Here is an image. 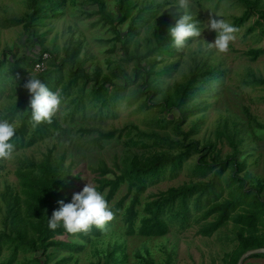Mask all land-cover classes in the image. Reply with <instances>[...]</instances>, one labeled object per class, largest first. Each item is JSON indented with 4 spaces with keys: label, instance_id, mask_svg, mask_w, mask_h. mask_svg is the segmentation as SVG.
<instances>
[{
    "label": "trees",
    "instance_id": "trees-1",
    "mask_svg": "<svg viewBox=\"0 0 264 264\" xmlns=\"http://www.w3.org/2000/svg\"><path fill=\"white\" fill-rule=\"evenodd\" d=\"M203 1L216 5L222 0ZM235 1L243 4L244 8L238 16H232L230 23L237 27L255 14L256 18L246 31H251L256 26L259 33L264 36V2ZM64 2L65 0H24L25 10L20 16L3 20L6 27L21 25L26 35L24 43L28 46L25 52L10 53L9 57L5 54L0 58V120L7 119L12 123L18 117L20 119L16 135L10 141L15 145V151L58 134L61 130V123L56 116L53 117L51 124L40 123L33 126L31 110L28 107L29 93L23 88L28 75L35 76L49 90L60 94L61 101L68 107L62 114L63 121L73 120L74 115L78 113L96 115L98 119L114 116L115 106L120 102L127 105L136 104L139 108L157 107V113L163 111L167 113L168 108L172 107L177 111L176 116L153 115L149 123L154 125L155 129L153 127L140 130L132 126V133L126 140V143L131 142L142 147H157L160 152L149 155L143 162L138 161L132 153L127 154L121 166L108 168L100 162L93 169L97 175L94 187L99 192L105 189L104 197L107 202L121 184L126 186L125 193L109 206L115 216H120L124 233H137L145 237L162 236L170 224L184 228L190 221L194 223L201 221L198 233L209 236L227 221H231L236 228L234 235L236 245L229 255L228 264H235L238 256L247 249L264 247V198L258 196L251 188H245L243 185L245 179L236 175L244 165L237 159L238 150L235 145L240 139L234 142V137L224 132L222 135L231 144L232 152L223 159H218L213 143L205 141L199 144L193 140L185 142L189 134L196 129L195 123L186 130L180 127V123L185 121L186 117L202 109V105L198 106L191 100L212 92L215 86L221 83L224 70L216 64L207 62L206 58L201 60L190 57L191 64L187 66L181 79L169 86L162 80V75L171 72L178 61L155 68L157 60L150 58L152 53L172 55L177 50L173 46L172 38L167 34L168 28L174 26L176 19L169 23V20H165L159 13L164 3H171L172 0H114L113 13L106 10L105 0H78L79 5H93L94 8H83L78 12L86 17L95 15L92 25H107L113 39L118 42L120 61L131 63L128 71L124 69L122 62L110 63L108 71L104 74L99 69L91 71L84 69L82 58L77 56L78 44L70 50L66 44L61 48L55 44L47 48L43 43V33H37L35 26L42 25L59 15ZM193 18L197 24V18L195 16ZM143 24L146 29L144 35L146 47L140 52L134 37L138 35ZM116 25H124V28L117 29ZM148 29H151L150 32ZM147 33L153 38L150 43H148L150 36ZM35 46L38 49H33ZM59 52L62 53L61 56ZM43 53H46V57L42 59L43 68L33 70L34 64L41 61ZM262 53L264 44L243 52L249 60H255ZM248 83L261 85L264 84V79L255 78L248 80ZM7 85L9 92L3 94ZM158 93H161L160 98H156ZM1 97H4L3 101ZM122 131L116 128L102 129L98 126L75 128L77 134L89 135V144L96 148H101L111 139H119ZM169 131L175 137L171 136ZM236 132L234 128L233 133ZM216 133L218 134V129ZM192 154L197 155L196 162L191 168L192 173L204 176L211 172L209 180L192 181L170 187L141 205L139 197L146 187L165 176H173ZM206 156L210 161L205 159ZM62 161L63 156L53 157L50 149L38 160L16 159L18 168L29 170L25 176L26 190L23 199L25 210L20 211L18 204L22 200L9 184H5L0 191L4 209L0 229V256L3 249H6L7 253L0 257V264H12L17 254L35 251L39 253L31 256L29 262L44 264L48 257L46 251L48 247L63 248L70 255L80 251L84 243L101 235L102 230L95 226L88 233L76 234L67 233L63 227L55 231L48 228V218L59 207L57 202L61 200L64 203L71 202L69 197L72 179L68 177V168L63 166ZM227 166L235 175H231L226 181V186L230 188L227 196L220 199L222 191L220 175ZM108 173L110 176H107ZM21 212L24 214L23 225L20 223ZM58 235L67 238L59 240L55 238ZM115 251L114 247L106 248L102 257L94 264H120L121 261L118 262L119 259L114 255ZM69 255L54 264L63 263ZM255 256L263 257V254L255 253L246 258ZM143 264L152 262L144 259Z\"/></svg>",
    "mask_w": 264,
    "mask_h": 264
},
{
    "label": "rangeland",
    "instance_id": "rangeland-1",
    "mask_svg": "<svg viewBox=\"0 0 264 264\" xmlns=\"http://www.w3.org/2000/svg\"><path fill=\"white\" fill-rule=\"evenodd\" d=\"M260 1L264 2V0ZM191 4L192 7L189 11L197 18V28L201 30V36L189 38L185 47L176 48L177 50L172 55L152 53L150 58H156L155 68L178 61L171 72L162 75V80L169 86L181 79L187 66L191 64L190 57L201 60L206 58L207 62L216 64L224 70L221 83L217 84L212 92L191 100L198 106L202 105V109L186 117L185 121L180 123V127L182 130H186L192 123H195L196 129L192 134H189L185 142L193 140L199 144L205 141L213 143V149L218 153V159H223L232 152L231 144L222 135L224 132L234 137V142L240 139L235 146L238 150L237 159L244 165L236 175L245 179L243 184L245 188H251L258 196L264 198V84L248 83V80L255 78L264 79V53L258 55L255 60H249L243 54L247 49L263 46L264 36L259 33L256 26L251 31H246L256 18L254 14L236 27L238 31L234 34L235 39L230 42L227 52L220 53L216 49L209 50L206 42H212L216 35L215 32L206 28L209 15H214L230 23L232 16H238L244 6L235 0H222L216 5L203 0H191ZM105 6L108 12H114V0H105ZM83 8L94 7L86 4L79 5L78 0H65L59 15L35 27L37 33H43V43L47 48H50L52 44L58 48L66 44L70 50L78 44L77 56L82 58L84 69L86 71L99 69L104 74L108 71L110 63L122 62L120 61L119 45L113 39L107 25H92L96 18L95 15L86 17L78 12ZM24 10V0H0V58L5 54L6 57H9L10 53L20 54L27 50L28 46L24 43L26 35L21 25L10 27L3 25L5 18L20 16ZM159 13L171 23L183 13V10L178 7V0H172L171 3L165 2ZM124 25H116V28L122 29ZM148 30L150 32L151 29ZM145 32V24H143L138 35L134 37L140 52L146 47ZM148 36H150L148 41L150 43L153 38L150 33ZM33 49L38 48L35 46ZM59 54L61 56L62 53L59 52ZM122 65L127 71L131 67V63L122 62ZM161 86L163 91V83ZM8 92L9 86L7 85L3 94ZM160 97L161 93H158L156 98ZM3 99L4 97H1V101ZM67 109L65 102H61L60 109L55 115L61 123V130L58 134H53L29 147L16 150L11 158L0 159V191L5 184H9L18 198L22 200L18 204L22 212L25 210L23 201L26 190L25 176L29 170L18 168L17 158L38 160L48 149L51 150L53 157L63 156V166L68 168V177L72 179L69 197V201H71L72 195L82 191L86 183L95 185L97 175L93 169L98 163L102 162L108 168H115L121 166L127 154L132 153L138 161L143 162L149 155L160 152V149L154 146L142 147L138 144H131V142L126 143L132 133V126H136L140 130L153 127L155 129V126L149 123L152 121L153 115L164 116L167 114L168 117H171V115L176 116L177 114V111L172 107L168 108L167 113L165 111L157 113V107L139 108L136 104L127 105L125 102H120L115 106L114 116L98 119L96 115L91 116L88 113L80 115L78 113L74 115L73 120L63 121L62 114ZM77 126H98L102 129L116 128L123 131L119 139H111L105 142L101 148H96L89 144V135H79L75 132ZM234 128L237 130L236 133H233ZM217 129L218 134L216 133ZM166 130L168 131L167 128ZM257 130L260 132L259 135ZM170 134L175 137L172 132ZM207 156L205 159L210 161ZM196 157V154H192L173 176H165L158 182L148 185L140 194L141 205L170 187L192 181L205 182L209 180L211 172L204 176L192 173L191 168L196 162ZM231 175L233 176L235 173L229 166L220 175L219 182L222 190L220 199L227 196L230 187L226 186V181ZM107 176L110 174L108 173ZM125 190V184H121L108 201V205L110 206L120 198ZM104 192L105 189L101 191L103 196ZM3 214L4 209L0 198V229L2 228ZM23 217L22 213L20 218L22 225ZM209 219L207 218V220ZM200 224L201 221L198 223L190 221L184 228L170 224L164 235L145 237L137 233L125 234L121 218L116 215L102 230L99 237L84 243V247L78 252L69 255L63 248L48 247L46 250L48 257L44 264H54L68 255L69 258L61 264H94L102 257L105 249L110 247L116 248L114 255L119 259L118 262L121 261L120 264H143L144 259L151 260L152 264H166V262L168 264H228L229 255L236 245L235 226L231 221H227L211 235L204 236L198 233ZM55 238L65 240L67 237L58 235ZM6 253L7 250L3 249L0 257L2 258ZM38 253L37 251L19 253L12 264H31L30 257ZM241 264H264V260L263 257L255 256L243 259Z\"/></svg>",
    "mask_w": 264,
    "mask_h": 264
},
{
    "label": "clouds",
    "instance_id": "clouds-1",
    "mask_svg": "<svg viewBox=\"0 0 264 264\" xmlns=\"http://www.w3.org/2000/svg\"><path fill=\"white\" fill-rule=\"evenodd\" d=\"M178 7L183 13L178 15L174 26L168 28L167 34L172 38L173 46L177 49L185 47L189 38L201 36L193 15L189 11L192 7L191 0H178ZM206 28L215 32L212 42H206L209 50L216 49L220 53L229 50V44L235 39L238 31L231 23L209 15ZM23 88L29 93L28 107L31 110L33 126L40 123L51 124L53 117L60 109L61 96L53 92L35 76L28 75ZM19 117L10 123L7 119L0 120V159L11 158L15 152V145L10 141L15 137ZM257 134L260 132L257 130ZM59 207L48 218V228L55 231L59 227L70 234L88 233L92 227L104 230L107 224L114 219L115 213L109 207L105 197L96 187L86 183L82 191L74 193L71 202H57Z\"/></svg>",
    "mask_w": 264,
    "mask_h": 264
},
{
    "label": "water",
    "instance_id": "water-1",
    "mask_svg": "<svg viewBox=\"0 0 264 264\" xmlns=\"http://www.w3.org/2000/svg\"><path fill=\"white\" fill-rule=\"evenodd\" d=\"M255 253H262L263 254V260H264V247H255V248L247 249L244 252H242L238 256L235 264H241L243 259H245L247 256H249L251 254H255Z\"/></svg>",
    "mask_w": 264,
    "mask_h": 264
},
{
    "label": "built area",
    "instance_id": "built-area-1",
    "mask_svg": "<svg viewBox=\"0 0 264 264\" xmlns=\"http://www.w3.org/2000/svg\"><path fill=\"white\" fill-rule=\"evenodd\" d=\"M45 57H46V53H43L42 54V57H41V61H39V62H37V63L34 64V67H33L34 69L33 70L38 71V70H41L43 68V61H42V59L45 58Z\"/></svg>",
    "mask_w": 264,
    "mask_h": 264
}]
</instances>
